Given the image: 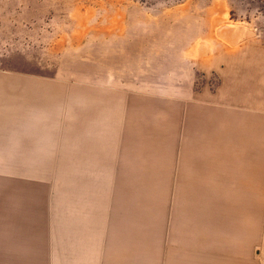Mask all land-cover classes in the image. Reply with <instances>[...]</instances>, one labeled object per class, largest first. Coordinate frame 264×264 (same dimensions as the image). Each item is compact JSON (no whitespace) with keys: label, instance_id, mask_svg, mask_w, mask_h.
Wrapping results in <instances>:
<instances>
[{"label":"rangeland","instance_id":"rangeland-1","mask_svg":"<svg viewBox=\"0 0 264 264\" xmlns=\"http://www.w3.org/2000/svg\"><path fill=\"white\" fill-rule=\"evenodd\" d=\"M0 79V264H264V0H0Z\"/></svg>","mask_w":264,"mask_h":264},{"label":"crops","instance_id":"crops-1","mask_svg":"<svg viewBox=\"0 0 264 264\" xmlns=\"http://www.w3.org/2000/svg\"><path fill=\"white\" fill-rule=\"evenodd\" d=\"M29 96H21V97H17L16 94H12V93H8V89L6 88V83L4 82L3 79H0V147L1 149H5L6 151H10L11 150V154L10 157L11 158H18V159H24V155H28L26 153H24L23 151H26V149H30V143L33 142V146L32 148H38V142L37 139L35 137H31V134H36L38 133L37 130H39V128L37 127H31L30 126V114H29ZM184 101H188L189 99L184 97L183 98ZM182 99V100H183ZM193 107L187 106V113H186V130H187V134L191 133H195L198 135L203 136V138L208 139L207 137H204L203 134H201L199 132L198 129H194V130H190L188 128V124H189V118L190 116H195V114H193L191 112ZM213 110V109H211ZM199 118H209L204 117L202 115L199 114ZM209 119H213V117L210 116ZM228 126V127H227ZM227 134L225 136V142H229V144H224L225 142H223L221 145L220 143V147L224 146L227 147L228 149H232L234 146H236L235 144L236 141L231 140L232 139V135L235 137V140L240 141H246L253 143V144H257L258 145V149H259V154L261 153V157L264 158V145L261 146L259 145L258 140H255L254 138H241L239 137V129H237L236 135H234V130L236 128V123H232L230 122L229 124H227ZM263 132V131H262ZM212 133V132H211ZM214 134L215 131L213 132ZM212 133V134H213ZM210 134V135H212ZM245 133H243L242 135L244 136ZM264 135V134H263ZM230 139V140H227ZM35 144V145H34ZM196 144L193 145V150L197 149V147H195ZM214 146L212 147L213 150ZM14 150V151H13ZM192 154V152L190 153V155ZM212 154V153H210ZM214 154V153H213ZM250 154V156H249ZM16 155V156H15ZM1 158V157H0ZM8 158V157H7ZM236 158H238V160H245L246 163L251 164L254 163V160H256L258 157L253 154V153H241L240 157H239V153H237ZM189 160V165H191L192 168V174L195 176L194 174V163H197L198 166H202L204 165V161L203 158H201V160L199 159L198 161H193V159H191V156H189L188 158ZM217 165L218 163L221 164V160H216ZM28 164V163H27ZM172 164V163H171ZM237 163L235 165H233V167L235 169H237ZM231 170H232V165L230 166ZM229 168V169H230ZM225 171H228V168L225 169ZM235 175L237 176V174L235 173ZM193 176V178H194ZM191 180V179H190ZM199 182L201 181V179L198 180ZM210 189H214L215 187H213L212 185H209ZM214 196H216L214 194ZM217 196H220V194H218ZM226 198H230V195H228ZM221 206H222V202ZM211 256V255H209ZM206 255H203L202 258H205ZM203 262H201L200 264H221V256L220 255H213V263H208L207 259H203Z\"/></svg>","mask_w":264,"mask_h":264}]
</instances>
